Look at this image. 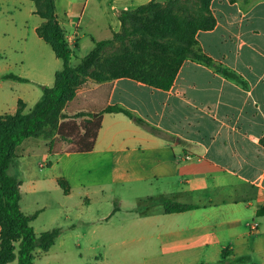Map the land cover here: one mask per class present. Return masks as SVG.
<instances>
[{"label":"crops","instance_id":"obj_1","mask_svg":"<svg viewBox=\"0 0 264 264\" xmlns=\"http://www.w3.org/2000/svg\"><path fill=\"white\" fill-rule=\"evenodd\" d=\"M149 2L57 0L73 59L85 41L120 32L123 11ZM210 8L217 24L198 33L199 46L236 77L187 60L169 90L117 79L93 104L133 117L105 114L93 151L51 157L37 138L19 146L8 175L20 183L21 211L39 212L36 234L59 230L35 264H217L224 254L264 255V0H213ZM43 22L32 0H0V116L15 114L20 101L31 111L60 72L61 59L38 33ZM34 142L43 147L39 164ZM121 190L140 195L129 201ZM164 201L193 209L167 213Z\"/></svg>","mask_w":264,"mask_h":264},{"label":"trees","instance_id":"obj_2","mask_svg":"<svg viewBox=\"0 0 264 264\" xmlns=\"http://www.w3.org/2000/svg\"><path fill=\"white\" fill-rule=\"evenodd\" d=\"M36 14L43 19L39 35L56 56L63 69L55 76L53 88L45 89L43 99L29 112L20 101L13 115L0 116V264H35L37 251L48 252L59 230L37 235L32 226L39 212L25 215L20 208V183L8 175L18 157L19 146L26 140L42 137L51 156L84 154L93 151L105 114H133L118 106L82 104L78 88L87 81L100 86L129 78L160 90H169L187 60L215 66L199 46L200 31L213 30L217 24L211 11L213 0H151L119 17L121 31L112 38L95 42L93 50L78 65H73L64 28L56 15L57 0H32ZM221 73L234 72L216 67ZM6 78L23 81L15 75ZM139 123H143L138 119ZM264 144V138L262 140ZM66 191L65 183L60 181ZM167 213L192 210L164 201ZM264 212V210H262ZM226 254L217 264H229Z\"/></svg>","mask_w":264,"mask_h":264},{"label":"rangeland","instance_id":"obj_3","mask_svg":"<svg viewBox=\"0 0 264 264\" xmlns=\"http://www.w3.org/2000/svg\"><path fill=\"white\" fill-rule=\"evenodd\" d=\"M160 2H164L165 0H159ZM69 45V44H68ZM94 46L89 42V41H85L82 45V49L80 54L78 55V57L76 59L72 60L73 65H78L80 63V61L87 56L92 50H93ZM71 49V48H70ZM61 66L59 71H61L63 69V61H60ZM113 81L111 82H106L104 83V85L100 86L99 84H96L92 81H87L84 85H82L80 88H78L77 93L80 97L81 103L82 104H87L88 106L97 104V102H102L109 94V88L110 85ZM55 85V75H52L51 77V87L53 88ZM94 103V104H93ZM38 140H36L37 142H39V139L46 141V139L42 138V137H37ZM33 143L31 146V150H32V155L34 156V159H36V163L39 164V162L41 161V154H43V147L41 144L38 143ZM47 143V142H46ZM39 156V157H38ZM37 157V158H36ZM54 157V156H51ZM38 167V165H37ZM114 188H116L117 190H120L122 188V185L120 184H116L114 186ZM123 191V190H121ZM124 192V191H123ZM124 196L125 199L129 200V201H133L132 197L136 198L140 195V193H132V192H124ZM47 198H52L50 199V201L47 200V202H50L52 205L55 204L56 202V197L54 192L51 193V196L47 197ZM107 199H104V201L101 203V206L107 205ZM107 209L109 210L110 206H106ZM140 208V207H138ZM53 215V210L49 209L47 210V212L45 214H43L41 220L35 224L36 230L38 232H40L44 221L49 220V218ZM40 235V234H37ZM250 258H254L253 259V263L255 262L256 264H264V255H258V256H254V257H247V258H236V259H229L230 262L229 264H253V263H249Z\"/></svg>","mask_w":264,"mask_h":264},{"label":"built area","instance_id":"obj_4","mask_svg":"<svg viewBox=\"0 0 264 264\" xmlns=\"http://www.w3.org/2000/svg\"><path fill=\"white\" fill-rule=\"evenodd\" d=\"M191 157L189 156V155H186L185 156V160H188V159H190ZM181 159H178V161H180ZM258 228H259V223L258 222H253V223H251V225H250V229H251V233L252 232H256L257 230H258Z\"/></svg>","mask_w":264,"mask_h":264}]
</instances>
